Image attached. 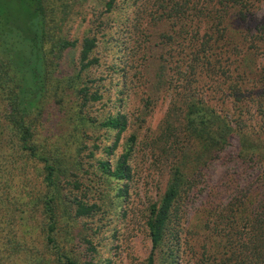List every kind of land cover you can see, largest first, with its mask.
Returning <instances> with one entry per match:
<instances>
[{
  "label": "trees",
  "instance_id": "obj_1",
  "mask_svg": "<svg viewBox=\"0 0 264 264\" xmlns=\"http://www.w3.org/2000/svg\"><path fill=\"white\" fill-rule=\"evenodd\" d=\"M72 1L0 0V264H94L76 259L59 231L96 216L106 231L143 159L148 175L168 178L146 207L145 264H264V12L256 14L263 0H106L76 37L59 27ZM99 33L117 44L121 64L96 117L89 104L104 93L85 73L99 64ZM76 48L78 70L60 80L59 62ZM145 71L154 85L143 83L139 114L116 111L131 95V75ZM71 97L68 132L49 133L47 100L58 106ZM160 98L164 116L151 129L148 108ZM86 129L100 133L78 148ZM233 138L238 151L226 153ZM50 141L77 151L68 161ZM218 160L229 167L227 197L190 212V195L201 194L196 188ZM90 190L93 203L84 199ZM100 230L77 237L91 256Z\"/></svg>",
  "mask_w": 264,
  "mask_h": 264
},
{
  "label": "rangeland",
  "instance_id": "obj_2",
  "mask_svg": "<svg viewBox=\"0 0 264 264\" xmlns=\"http://www.w3.org/2000/svg\"><path fill=\"white\" fill-rule=\"evenodd\" d=\"M101 1L105 2L106 0H76L69 2L67 21L59 26L61 30L67 34L69 33L71 37H76V35L80 36L84 30H87L92 26L91 24L93 21L97 20V17L104 13L102 12L104 11V8ZM258 7L259 10L256 14H263L264 0L260 2ZM117 10H119V7H117ZM60 17L61 15L59 18ZM64 18H66V14ZM97 38L100 43H98L96 50H94V56L99 59V64L89 69L85 75L90 79L98 80L99 82H96V85L100 84L98 86L101 87V90L104 93V99L101 102L89 104L91 116L100 117L105 110V108H103V103L110 97V94L105 90V85L108 83L111 74H115V71L120 69L119 64H121V60L118 59L120 58V50L114 46L117 44L113 41H109L108 35L103 37L99 33ZM118 44H120V42H118ZM78 54L79 48L67 50L64 53L57 70L58 78L60 80H67V77L72 76L77 72ZM116 74H121L118 76V80L121 78V87L124 88L127 81L126 77L119 72ZM131 76L133 79L128 85L129 87L132 85V91L128 92V94L131 93V95L128 98L127 95L124 94V100L118 103L115 110L124 113L132 111V113L135 112V114H139V112H137V105L140 104L139 99H141V97H147L148 95L146 88H143V83L145 85L153 86V75L147 74L145 71V77L143 78L138 79L134 78L133 75ZM105 78H107L106 81L104 80ZM114 81H116V79ZM94 88H96V86L92 84L91 90ZM114 97L116 96L114 95L110 99H114ZM47 101L48 106L43 111L46 120L45 127H48L49 133L56 132L58 135H65L66 132H68L67 121L68 118L71 117L67 116L65 112L67 111V108L72 105L73 97L61 102L58 106L52 103V98H49ZM125 101L127 102V106H123ZM166 103L167 102H164L163 98H160L154 108H148L149 115L147 124L151 129L155 128L164 116ZM61 107H64L63 110H61ZM87 111L85 108V113ZM127 114L129 115V113ZM99 133L100 132L93 133L86 129L84 134L87 139H85L78 148H83L84 143H92L91 141H93ZM53 135H55V133H53ZM59 140H61V137L58 138L56 143ZM76 141L81 142V139H76ZM50 144L51 145H48L47 148H52L54 150L58 148L68 161H70V157L77 151L76 144L67 147L66 149L68 151H66L65 148H61V146H52V141H50ZM236 150L238 151V142L237 139L233 138L231 140V146L226 153H236ZM229 158H231V156ZM69 163L71 166L73 161ZM146 166L147 162L143 159V162L140 163V174L138 175L137 180H134L129 188V198L127 202L125 204L121 203L118 206L120 211L113 212L115 214L110 215L111 218L107 219L106 231L105 227L100 230L98 225H101V223L98 220V216L85 220H69L66 224L63 223L62 228L59 231V236H64L66 233L68 234L67 237L71 242L73 254L76 256V259L79 257L81 261L85 262L86 260L93 258L94 264H105L107 262L110 264H145L146 258L152 250L150 239L144 227L146 207L149 202L157 201L159 199L165 190L168 179L165 175L162 177L148 175ZM228 168V164L223 160H218L213 163L204 178H202L203 180H201L200 186L196 188L202 190L201 194L200 192L195 191L190 195V212L193 213L206 201L217 203L221 198L224 200L227 197V193L225 192L227 184L223 176L228 171ZM89 171L91 172V169ZM84 178L85 180L92 179L91 175H84ZM242 178L248 179L247 177ZM83 185H88L87 181L86 183H83ZM95 185L93 187H95ZM75 195L76 194L72 196ZM86 195L87 196L84 199L89 203H93L95 199L94 196H97L94 190L86 192ZM124 209H128V213ZM97 229L100 230L96 236L99 244L96 248V254L91 256L89 255L90 252H87L84 246L80 243L78 244L77 237L84 233L90 235V233Z\"/></svg>",
  "mask_w": 264,
  "mask_h": 264
}]
</instances>
